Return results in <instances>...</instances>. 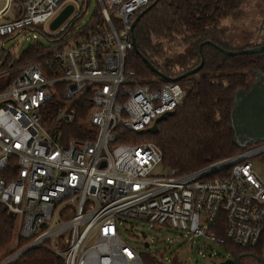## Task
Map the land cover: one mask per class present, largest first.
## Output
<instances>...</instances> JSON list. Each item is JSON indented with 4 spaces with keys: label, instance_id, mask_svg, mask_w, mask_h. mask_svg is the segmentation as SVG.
<instances>
[{
    "label": "built area",
    "instance_id": "2783aa9c",
    "mask_svg": "<svg viewBox=\"0 0 264 264\" xmlns=\"http://www.w3.org/2000/svg\"><path fill=\"white\" fill-rule=\"evenodd\" d=\"M6 1L20 2L21 10L0 22V40L38 30L52 46L0 73L13 75L0 92V204L18 217L17 240H26L0 264L35 247L64 264H144L121 237L124 224L145 236L157 226L218 245L258 244L264 180L249 157L264 151V142L186 173L163 165L161 174L153 173L162 160L153 142H117L118 128L144 132L183 96L176 82H142L124 67L134 49L131 23L149 0H97L98 12L78 31L89 0ZM68 4L74 15L50 35L47 25ZM84 92L91 106L82 121L93 132L64 139L61 125L79 119ZM58 97L70 102L66 109ZM49 101L57 108L47 129Z\"/></svg>",
    "mask_w": 264,
    "mask_h": 264
},
{
    "label": "trees",
    "instance_id": "16d2710c",
    "mask_svg": "<svg viewBox=\"0 0 264 264\" xmlns=\"http://www.w3.org/2000/svg\"><path fill=\"white\" fill-rule=\"evenodd\" d=\"M152 1L149 0V4ZM244 2L158 0L139 18L133 28L135 49L127 53L124 62L125 69L134 71L138 80L152 82L161 79L158 73L176 78L198 66L201 61L202 66L197 72L174 81L182 88V100L171 115L158 123L156 133L129 132L118 128L120 137L117 142L139 143L141 136L150 137L161 151V163L177 173L202 168L264 142L241 145L235 137L231 120L235 95L249 87L248 71L261 63L263 53L227 55L219 49H242L230 45L222 21L238 15ZM44 50L35 42L12 63H8V56L5 57L0 63V73L36 57ZM12 77L9 74L0 78L3 84L0 85V92L8 87ZM76 104L79 119L72 124L61 125L64 139H84L93 132L82 121L91 106L88 92H84ZM56 108L54 102H48L42 117L44 125H50ZM261 154L264 155V151L256 155ZM217 176H220L219 173ZM19 226L18 217L9 215L6 207L0 204V261L26 243L24 239L17 240ZM263 237L264 232L255 246L240 247L229 242L221 246L234 255L255 251L262 248ZM142 260L144 264H162L143 254ZM8 264H64V261L62 256L49 249L35 247Z\"/></svg>",
    "mask_w": 264,
    "mask_h": 264
},
{
    "label": "rangeland",
    "instance_id": "374dc122",
    "mask_svg": "<svg viewBox=\"0 0 264 264\" xmlns=\"http://www.w3.org/2000/svg\"><path fill=\"white\" fill-rule=\"evenodd\" d=\"M78 1L81 2L82 0ZM4 4L5 0H0V8ZM96 12H98L97 0H89L86 10L80 15L81 19L77 20L74 24V31H78L86 26L91 21L92 15ZM73 15L71 14L67 19ZM222 25L226 29V39L234 48H243L246 45L255 43L263 44L264 0H245L240 6L238 15L225 18L222 21ZM58 30L59 28L51 30L49 25H47V32L50 35L56 34ZM33 34L35 35V39H33ZM35 42L44 49H49L52 46L50 39L38 30L31 33L28 31L15 33L7 37L2 46L0 40V63L5 55H9L7 61L8 63H12L26 49L34 45ZM259 65L254 68L260 67ZM251 70L248 71V86L258 77L257 73H252ZM1 84L2 81L0 82ZM248 89L249 87L246 90ZM58 100L64 104V109L70 104L68 100L61 97H58ZM46 128L49 129L48 126ZM139 139L140 141L138 142H152L151 138L147 136H141ZM238 139L243 143L245 141L242 139V135ZM249 160L252 162L254 170L264 180V155L255 154L250 156ZM165 169L163 164L159 163L153 168V173L161 174ZM139 230V227L134 226L131 228L130 224H124L120 227V235L124 240L138 248L143 255L150 256L153 260L159 261L162 264H218L221 258L229 254L221 245L211 243L200 237L186 238L185 233L182 231L154 226L146 229V236H141ZM262 247L264 252V244ZM243 264H252V260L247 258Z\"/></svg>",
    "mask_w": 264,
    "mask_h": 264
},
{
    "label": "water",
    "instance_id": "95a60500",
    "mask_svg": "<svg viewBox=\"0 0 264 264\" xmlns=\"http://www.w3.org/2000/svg\"><path fill=\"white\" fill-rule=\"evenodd\" d=\"M158 0H153L145 9L140 11L135 18L133 19L131 23V28L133 30L134 26L136 25L137 21L139 18L146 12L148 11ZM73 10V6L71 4L66 5L56 16L55 18L50 22L49 28L51 30L57 29L60 24L70 15V13ZM134 41V38H133ZM208 43L210 41H207ZM133 47L135 49V43L133 42ZM201 47V45L199 46ZM222 53L227 54V55H234V54H252V53H262L264 51V43L255 45L252 47H247V48H242L240 50H227L224 48H220ZM148 66L155 71L152 66L146 61ZM202 66V61L198 66L195 68L189 70L188 72L176 77V78H170L166 77L161 73H158V75L164 80L168 82H174L180 79L181 77L192 74L197 72L200 67ZM246 90H240L234 98V103H233V108L231 111V120H232V125L235 129V137L238 140V142L241 145H247L250 142L254 141H264V98L262 97L261 100L258 99L256 100H250V101H245L241 98L243 97V94L245 93ZM173 111H168L164 114H161L158 116L153 124L146 129V132L149 133H156L158 130V123L165 119L167 116L171 115ZM242 135V139H244V143L240 142L238 137ZM103 166V163L101 164ZM9 215L13 216L14 214L12 212H9ZM142 236H145L144 232L141 233ZM218 264H241L240 261V256H237L236 259L232 258H226L223 260H220ZM262 264V261H261Z\"/></svg>",
    "mask_w": 264,
    "mask_h": 264
},
{
    "label": "flooded vegetation",
    "instance_id": "af4514ba",
    "mask_svg": "<svg viewBox=\"0 0 264 264\" xmlns=\"http://www.w3.org/2000/svg\"><path fill=\"white\" fill-rule=\"evenodd\" d=\"M264 43V41L262 42ZM260 43H255V44H250V45H246L245 47H252L255 45H259ZM264 53V51L262 52ZM259 62H263L262 64H260V67L264 66V56L261 58V60ZM263 74L260 73V75L256 78H258L260 85H255V84H250L249 85V89L246 90L245 93L247 94H243V97H241L244 102L245 101H250V100H256L258 101L262 99V97L264 98V76H262ZM237 256H240V261L241 264L244 263L245 259L249 258L252 260V264H264V252H263V247L259 248L258 250H252V251H248V252H242V253H236L234 254H228L226 257L221 258L220 260L226 259V258H232V259H236Z\"/></svg>",
    "mask_w": 264,
    "mask_h": 264
},
{
    "label": "crops",
    "instance_id": "0c3cea01",
    "mask_svg": "<svg viewBox=\"0 0 264 264\" xmlns=\"http://www.w3.org/2000/svg\"><path fill=\"white\" fill-rule=\"evenodd\" d=\"M20 10H21L20 2L8 3L5 0V4L3 5L2 8H0V22L5 21V20H10V19H13V18L17 17L19 15V13H20ZM4 40H1V43H2V41L4 43ZM7 56L9 58V55H5V57H7ZM3 60L1 62H3ZM26 61H28V60H26ZM26 61H24V62H26ZM251 71H252V73H254V72L257 73L258 76L260 75V73L263 74L262 76H264V68H263V66L262 67H258V68H254ZM258 80L259 79L256 78L255 81L253 82V84L260 85V83H258L259 82Z\"/></svg>",
    "mask_w": 264,
    "mask_h": 264
}]
</instances>
